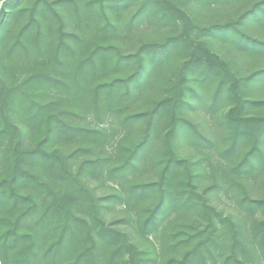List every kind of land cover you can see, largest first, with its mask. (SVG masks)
<instances>
[{"label":"trees","instance_id":"1","mask_svg":"<svg viewBox=\"0 0 264 264\" xmlns=\"http://www.w3.org/2000/svg\"><path fill=\"white\" fill-rule=\"evenodd\" d=\"M236 1L0 0V171L7 172L0 178V212L14 215L4 234L10 241L2 244L3 264L147 263L144 251L126 232L99 216L79 171L119 187L101 197L104 201L115 196L128 206L157 192V202L138 223L142 232L156 225L167 206L201 207L206 217L199 231L203 235L182 257L173 258L174 264H216L222 226L231 233L230 252L222 264H251L239 253L244 248L241 227L196 190L192 163L181 158L175 146L182 132L197 147L213 144L183 107L190 95L203 97L200 88L212 87L210 110L225 95L230 104L223 121L230 142L224 152L230 154L243 143L249 147L230 167L232 176L223 180L228 191L238 193L237 202L248 215L259 210L264 214V195L252 197L243 183L264 164V113L249 112L264 107V98L246 93L253 84L264 85V38L248 29L264 27V0L253 1L233 19L207 21L198 15L200 8H224ZM154 32L160 38L130 46L137 36ZM220 39L233 44L240 63L214 49ZM251 57L261 60L262 66L241 73ZM173 60L177 66L168 92L152 99L145 110L129 111ZM90 115L98 121L118 118L126 128L142 120V136L116 163L87 146L108 136L104 127L87 122ZM157 137L163 141L159 178L130 182L137 159L146 157ZM59 144L76 146L64 152ZM80 157L75 169L70 161ZM37 171H46L53 179L43 180ZM85 199L91 207L89 219L77 213ZM250 229L264 262V217L254 218ZM51 233L56 239L41 250V242ZM19 244L8 257L7 245ZM100 245L110 251L97 253Z\"/></svg>","mask_w":264,"mask_h":264},{"label":"rangeland","instance_id":"2","mask_svg":"<svg viewBox=\"0 0 264 264\" xmlns=\"http://www.w3.org/2000/svg\"><path fill=\"white\" fill-rule=\"evenodd\" d=\"M253 1L255 0H237L230 6L224 8L203 7L200 8L198 15L207 21L233 19L240 10L250 6ZM194 9L196 11V8ZM122 16L125 19L128 16L127 12H124ZM72 26L71 24L69 28H72ZM248 29L264 38V27L250 25ZM159 35L160 34L157 32L151 34L144 33L143 35L137 36L133 41L131 40L130 46L134 47L141 39H158L160 38ZM232 45L233 44L229 40L220 39L214 43V49L220 54L225 55L227 59L233 61L238 60L240 63L238 51ZM262 64L261 60L259 61L255 57L246 59L241 73L246 74L252 68H258L262 66ZM176 66L177 60L168 62L161 74L155 78L153 86L147 88L135 100L129 111L145 110L149 107L152 99L167 93L169 80L170 77L175 75ZM211 91L212 87L209 86L199 89V92H203L202 98L190 95L189 102L183 107V112L199 125V128L206 136L212 138L213 144L210 147L205 145L197 147L190 137L182 132L176 138V150L181 158L189 159L192 163L191 176L196 190L206 197V201L209 205L222 215L236 221L241 227V231L244 233V248H240L239 253L246 256L247 261L251 264H264L259 250L254 248L255 242L251 236L250 229L254 218L261 219L264 217V214L259 210L255 215H248L237 202L238 193L236 194L235 191H228L223 180L226 176H232L230 167L240 160L249 146L247 143H243L237 146L232 153L225 154L224 150L227 148L230 138L229 129L223 121V115L230 102L224 95L219 104L213 108V110H210ZM246 93L247 96L251 98L262 99L264 98V85L253 84L247 89ZM249 112L257 114L264 113V107H253ZM87 122L93 127H104L108 134L106 137L93 140L94 143L90 144V142H86L88 144L87 146L93 145L95 152L101 151L102 155H109L116 163L120 162L128 154L129 149L141 138L144 128V122L142 120L134 123L128 128L120 124L118 118L110 119V121L106 119L104 121H98L90 115L87 117ZM161 138H156L146 157L140 160L137 159L136 163L138 164L129 177L130 182L156 181L159 178L163 159V141ZM59 146L62 147V151L68 152L76 145L62 146V144H59ZM82 158L83 157L71 159L70 164H72V167L76 169ZM73 172L76 173L78 171ZM79 172L81 176H83L88 190L95 198L93 205H97L95 209L99 208V216L107 225L127 233L128 237L144 251L147 261L146 264H174L172 259L182 257L186 250L203 235V233L200 234L199 231L204 227L206 217L201 211V207H185L180 205L167 206L159 213L156 225L151 227L148 231L142 232L138 223L157 202V192H150L148 195L142 197L140 200H135L128 206L122 204L115 196H111L104 201L101 197L106 194L115 193V190L118 191L119 187L110 181H102L91 177L87 178L86 171ZM6 173V171H0V178L4 177ZM37 173H39V177L43 180L53 179V176L46 171H37ZM243 183L252 197L263 196L264 164L258 166L251 174H248ZM55 188H57V186H55ZM21 189L23 192L29 190L27 188ZM37 197L40 199L42 194H40V197L37 195ZM77 213L86 217V219L90 218L91 207L89 200H82L81 207L77 209ZM4 218L6 219L3 220ZM13 219V214L10 215L9 213L4 214L0 212V254L3 253L2 247L4 243L9 244L10 239L4 236V234L11 226ZM27 228L29 227L27 226ZM230 238V230L228 227L222 226L221 235L218 238V246L215 248L216 264H222L223 258L230 252ZM55 239L56 236L54 233L47 235L46 239L41 242L39 248L41 250L45 249L48 244H52ZM27 241L28 239L23 242V245L26 244ZM89 244V240H86L84 243L85 246ZM7 246L8 257H10L15 249L20 247V244L16 247ZM35 248L38 250V246H35ZM109 251V246L100 245L96 249V252L101 255ZM0 264H3L1 258ZM211 264L213 263L211 262Z\"/></svg>","mask_w":264,"mask_h":264}]
</instances>
